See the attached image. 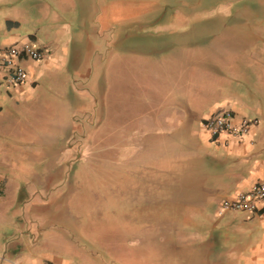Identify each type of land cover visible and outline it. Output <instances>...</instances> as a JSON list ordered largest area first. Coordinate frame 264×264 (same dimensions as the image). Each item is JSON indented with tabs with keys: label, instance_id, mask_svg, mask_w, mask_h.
Returning a JSON list of instances; mask_svg holds the SVG:
<instances>
[{
	"label": "crops",
	"instance_id": "0c3cea01",
	"mask_svg": "<svg viewBox=\"0 0 264 264\" xmlns=\"http://www.w3.org/2000/svg\"><path fill=\"white\" fill-rule=\"evenodd\" d=\"M230 3L234 8L224 20L230 27L208 37L219 53L203 58L188 52L180 65L185 83L175 82L170 91L148 89L136 126L125 115L136 105L123 107V144L138 134L137 171L131 159L125 163L128 191L143 201L145 213L154 200L155 211L169 207L172 218L168 232L153 229L167 233L160 240L170 254L153 264H264V205L217 214L223 200L264 182V0ZM76 8V0H0V47L29 45L43 53L40 60L22 59L23 84L8 85L0 76V264H105L51 225L66 201L54 195L63 183L59 145L49 158L53 141L42 119L38 131L27 128L30 100H49L41 80L57 88L54 71L78 55L77 34L62 28L63 19L77 17ZM49 73L52 80H46ZM102 106L94 105L98 114ZM221 110L233 113L236 127L250 121L248 132L210 137L203 121ZM70 228L68 234L76 233ZM146 236L145 247L158 244ZM147 261L144 253L139 264Z\"/></svg>",
	"mask_w": 264,
	"mask_h": 264
},
{
	"label": "rangeland",
	"instance_id": "374dc122",
	"mask_svg": "<svg viewBox=\"0 0 264 264\" xmlns=\"http://www.w3.org/2000/svg\"><path fill=\"white\" fill-rule=\"evenodd\" d=\"M225 1L76 0L77 17L62 20L66 32L77 34L78 55L54 71L57 88L41 80L40 92L49 100H30L27 128L38 131L42 119L53 141L48 157L52 146L59 145L61 151L62 164L57 167L64 166L63 183L54 195H65L66 201L51 225L56 223L64 239L70 237L72 243L92 248L88 252L96 260L139 264L146 253L147 262L153 264L156 257L170 256L160 240V235L167 233L155 235L153 230L161 227L160 231L168 232L170 208L155 211L152 200L153 206L145 213L143 201L128 191L125 163L131 159L137 171L139 157L135 161L132 157L137 153L138 134L135 131L130 144H123V124H127L123 107L136 105L135 111H125L130 124L136 126L139 105L148 89L170 91L175 82L185 83L180 65L188 52L202 57L208 52L219 53L221 47L208 37L230 27L224 20L230 18L235 4ZM53 76L49 73L46 80ZM69 82L72 89L67 87ZM127 95L129 100H123ZM97 102L104 105L101 115L94 109ZM74 111V129L69 133ZM49 125H54L51 131ZM70 226L75 228L73 235L68 234ZM144 235L158 244L145 247Z\"/></svg>",
	"mask_w": 264,
	"mask_h": 264
},
{
	"label": "built area",
	"instance_id": "2783aa9c",
	"mask_svg": "<svg viewBox=\"0 0 264 264\" xmlns=\"http://www.w3.org/2000/svg\"><path fill=\"white\" fill-rule=\"evenodd\" d=\"M43 53L33 49L29 45H11L0 47V76L8 85H20L27 80V72L22 65V59L33 61L40 60ZM233 113L229 110H221L203 121V128L212 138L226 133L233 136L246 134L250 127V121L244 120L241 126L233 124ZM264 205V182L256 184L246 193L235 194L232 198L223 200L217 214L222 215L227 211H252L257 203Z\"/></svg>",
	"mask_w": 264,
	"mask_h": 264
}]
</instances>
